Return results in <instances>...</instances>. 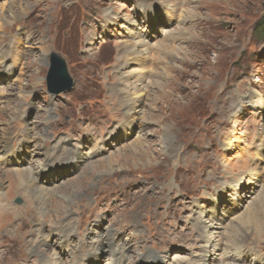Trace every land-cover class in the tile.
Returning a JSON list of instances; mask_svg holds the SVG:
<instances>
[{"label":"rangeland","instance_id":"obj_1","mask_svg":"<svg viewBox=\"0 0 264 264\" xmlns=\"http://www.w3.org/2000/svg\"><path fill=\"white\" fill-rule=\"evenodd\" d=\"M9 3L0 142L8 139L12 160L0 164V264H44L39 253L56 254L51 264H264V235H245L243 260L226 254L229 226L264 198V0H0V8ZM52 54L72 82L56 94L46 82ZM134 86L144 97L136 119L121 95ZM136 141L143 155L131 154ZM37 147L56 154L39 175L51 178L47 190L74 186L49 197L51 213L57 204L63 212L47 226L64 228L43 237L28 233L42 221L40 204L12 178L42 169Z\"/></svg>","mask_w":264,"mask_h":264},{"label":"bare ground","instance_id":"obj_2","mask_svg":"<svg viewBox=\"0 0 264 264\" xmlns=\"http://www.w3.org/2000/svg\"><path fill=\"white\" fill-rule=\"evenodd\" d=\"M14 4L15 3H9V5L7 6H2V8H0V12L3 10V8H5L3 11L4 13H0V24L3 25V23L6 24V22H8V18L5 16L6 13H8V15H11L13 14V8H14ZM178 5V4H177ZM1 7V6H0ZM18 17V16H17ZM9 24V23H8ZM0 25V27H1ZM185 31V30H184ZM178 32V31H177ZM183 32V31H182ZM188 33V32H187ZM167 35V34H166ZM168 37V36H167ZM178 37V35H177ZM181 37V36H180ZM183 37V36H182ZM181 37V38H182ZM171 39V38H169ZM184 40V39H183ZM193 42V41H192ZM134 44V43H133ZM131 45V44H130ZM166 44L164 43H161L160 45H158L160 48L162 49H165ZM204 45V44H203ZM157 46V47H158ZM169 46V45H168ZM126 47V46H125ZM141 47V46H139ZM156 48V47H155ZM171 48V47H169ZM199 48V47H198ZM127 49V48H126ZM130 49V48H129ZM176 50V48H175ZM173 50V51H175ZM158 51V50H157ZM166 51V50H165ZM170 51V50H168ZM135 52V51H134ZM156 52V51H155ZM144 53V52H143ZM171 53V52H170ZM49 54V53H48ZM48 54H47V57H48ZM172 54V53H171ZM129 56V55H128ZM140 57V56H138ZM142 57V56H141ZM160 57V56H159ZM158 57V58H159ZM134 58V57H132ZM168 58V57H167ZM173 58V57H172ZM135 61H136V57L134 58ZM139 59V58H137ZM143 59V58H142ZM160 59V58H159ZM176 59V57H175ZM140 61H143L145 62L144 60H140ZM143 62H140L141 64H143ZM173 62V61H172ZM48 65V63L46 62V66ZM166 65V64H165ZM122 69V68H121ZM116 73V72H115ZM160 75V74H159ZM162 77V76H161ZM115 80V79H114ZM120 81V79H119ZM121 82V81H120ZM124 82V81H123ZM132 82V81H131ZM116 83V82H115ZM118 84V83H117ZM115 85V84H114ZM131 86V85H130ZM114 88H116L114 86ZM110 89V88H109ZM115 91V90H114ZM113 93V92H112ZM121 95L123 96V103H124V107H123V110L125 112V114L127 115L128 118H137L138 115L141 113V105L142 103L144 102V97H143V94L141 92V89H139V87L137 86H134L132 88V90H129V92L127 91H124L121 93ZM121 96V97H122ZM120 97V98H121ZM242 102V101H240ZM122 107V106H121ZM16 111V110H15ZM13 112V111H12ZM10 116V115H9ZM142 116V115H141ZM140 119V118H138ZM134 120V119H133ZM31 128V127H30ZM32 129V128H31ZM15 133V132H14ZM30 133V132H29ZM164 133L165 135L167 133H169V130H168V127H164ZM9 134V133H8ZM45 134V133H44ZM43 134V135H44ZM7 135V134H6ZM15 135V134H14ZM3 136V135H1ZM12 136V134L10 133L8 135L7 138H10ZM27 133H23V138H27ZM5 137V136H4ZM35 137V136H34ZM46 137V136H45ZM167 137H163L162 140H163V143H165ZM34 139V138H33ZM32 139V140H33ZM5 143H1L0 142V155H2L3 158H1V162L0 164L2 166H6L10 163L9 161V158H11V149H9V145H7V140L8 139H3ZM55 147V146H54ZM131 150V154L132 155H143V153L145 152V150L143 149L142 147V144H139L137 141L134 143V144H131L130 148ZM57 151V149L55 150V152ZM68 152V151H67ZM24 153V152H23ZM53 153V152H52ZM33 154V158L37 157V156H41V157H44V160L41 161L39 163V165L42 167V169H39V171H37L36 173L32 170H30V168H25V169H20V170H13L14 172H12V178L13 180L15 181V184H16V187H17V190H22V188L24 187H28L32 193V195L30 196L27 193L25 194H28L31 198V200L33 199V201H35L36 203H39L40 204V208L37 207V211H38V214L40 216H42V221L41 222H36L32 224V229L28 232L30 233V235L32 237H35L36 234H38L40 237H43V233L46 232L48 233V235L50 234H53V232L57 231V232H60V229H62V222L61 223H56L57 225L55 226H47L48 224L46 223V219L48 217L51 216V214H53V218L52 219H57V215H59L61 212H63V209L61 207H59V205L57 204V207H53V209L55 210L54 213H51L52 211L49 210L46 206L48 205V199L49 197L54 199L55 197L59 196V194H63L64 192L66 193L67 191L68 192H73V188L74 186H72L73 184H71L70 186L69 185H66L65 187L64 186H59V187H55L53 189H51L50 191L47 190V188L45 187V182L43 183L42 181L46 180V178H43L42 181H39V175H41V173H44L42 175H47L49 172H48V169H50L52 166L51 165H55L56 163V154L54 153L55 157L54 156H48L45 152L41 151L39 147L36 148L35 151L32 152ZM8 157V158H7ZM67 157V154H64L62 156V160H65V158ZM13 158H18V157H13ZM71 158V157H70ZM59 159V157H58ZM72 159V158H71ZM113 159V158H112ZM111 158L108 159V160H105L103 161V167L102 168H106V167H109L111 160ZM12 160V158H11ZM15 163H18V161L15 159L14 160ZM52 161V163H51ZM95 164V163H94ZM94 164H91L89 165L88 167H86L85 171L83 172V175L84 174H88V172L90 171L89 168L93 167ZM38 165V167H39ZM250 167V166H249ZM102 170V169H101ZM6 171V170H5ZM0 173H1V170H0ZM49 175V174H48ZM38 177V179H37ZM49 180H51V178H48ZM2 181L0 180V185H1ZM39 184V185H38ZM169 185V183H168ZM167 185V186H168ZM69 189V190H68ZM67 192V193H68ZM50 194V196H49ZM260 196V194L258 195ZM257 196V197H258ZM256 197V196H254ZM252 199V198H251ZM256 199V198H255ZM254 199V200H255ZM250 201V200H249ZM249 203V202H248ZM251 203L246 207H245V210H244V214L236 220V224L234 226H229V234H226L227 235V241L229 242L228 243V246H227V249L228 251L226 252L227 254V257H229V259H233V260H243V253H244V249H247L244 248L243 250L240 248L241 245L244 244V237L245 235L249 234V233H253L257 236V239L259 237H262L264 235V221H259L257 220L256 218V215H255V212L257 210V207L260 209L262 206H264V198L262 196V198L260 197V199L252 206H250ZM37 206V205H36ZM241 206V205H240ZM12 207V206H11ZM58 208L59 209H62L61 211H58ZM261 212L264 211L263 208H261ZM18 210V209H17ZM70 212V211H69ZM65 215H66V212H65ZM64 215V216H65ZM200 215V214H199ZM203 215V214H202ZM201 215V216H202ZM38 216V217H40ZM21 217V216H20ZM69 218V217H68ZM262 218V217H261ZM70 220V219H69ZM54 221L56 220H51L50 222L53 223ZM31 222V221H30ZM204 222V221H203ZM219 222V221H218ZM217 222V223H218ZM32 223V222H31ZM49 223V222H48ZM70 223V222H69ZM208 224V223H207ZM210 226H213V225H218L216 223H214V219H210V222H209ZM230 224V223H229ZM65 225V224H64ZM206 225V224H205ZM208 226V225H206ZM223 226V225H222ZM228 226V225H227ZM17 227V226H16ZM218 227V226H217ZM220 227V225H219ZM64 228V226H63ZM201 228V227H200ZM204 227L202 226V229ZM221 228V227H220ZM226 228V227H225ZM197 229V228H196ZM68 232V231H67ZM197 233H198V230H197ZM218 233V232H217ZM113 234V233H112ZM49 235V236H50ZM49 236L46 238L47 239V242H48V239H49ZM217 236V235H216ZM248 237V236H247ZM246 238V237H245ZM131 239V238H130ZM73 240V236H72V233L70 234H64V236H62L57 242L58 246L60 248H64V247H67L70 245V241L72 242ZM215 239H213L212 242H214ZM92 241V240H91ZM105 241V240H104ZM130 241V240H129ZM133 241V240H132ZM226 241V240H225ZM46 242V243H47ZM69 243V244H68ZM127 243V242H126ZM25 249L28 247L29 250L28 252H26L25 250V254L27 257H30L32 256L33 254H35L36 250H37V244L34 242V240H26L25 242ZM103 245V242L101 241L99 243V247ZM214 245V244H213ZM216 245V244H215ZM34 246V247H33ZM36 247V248H35ZM141 247V246H140ZM217 247V246H216ZM207 248V247H206ZM141 249V248H140ZM226 250V249H225ZM59 253H62V252H59ZM248 254V253H247ZM30 255V256H29ZM112 255V253H111ZM37 257H39L38 259L43 261L44 264H51V263H55V261H57L58 257L55 255H51V256H48L47 254L45 253H42V254H38L36 255ZM60 258V257H59ZM62 258V257H61ZM180 259H183L182 256L179 257ZM210 259V257H206L205 258V262H207L208 260ZM61 260V259H60ZM72 260L74 261V257H72ZM63 261V260H62ZM194 261V260H193ZM41 263V262H40ZM119 264L123 263V260H119L118 261ZM63 264V263H62ZM232 264V263H231Z\"/></svg>","mask_w":264,"mask_h":264},{"label":"water","instance_id":"obj_3","mask_svg":"<svg viewBox=\"0 0 264 264\" xmlns=\"http://www.w3.org/2000/svg\"><path fill=\"white\" fill-rule=\"evenodd\" d=\"M72 85L68 76L65 63L62 59L52 54L49 61V71L47 75V87L53 92L69 90Z\"/></svg>","mask_w":264,"mask_h":264}]
</instances>
